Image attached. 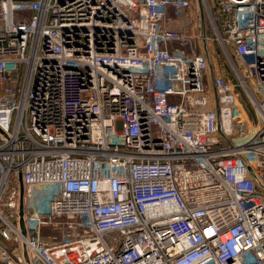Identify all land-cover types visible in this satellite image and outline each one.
<instances>
[{"label":"built area","instance_id":"built-area-1","mask_svg":"<svg viewBox=\"0 0 264 264\" xmlns=\"http://www.w3.org/2000/svg\"><path fill=\"white\" fill-rule=\"evenodd\" d=\"M216 1L0 0V264H264V0Z\"/></svg>","mask_w":264,"mask_h":264},{"label":"rangeland","instance_id":"rangeland-1","mask_svg":"<svg viewBox=\"0 0 264 264\" xmlns=\"http://www.w3.org/2000/svg\"><path fill=\"white\" fill-rule=\"evenodd\" d=\"M210 3L213 7H216L217 6V1L216 0H210ZM217 12V11H215ZM206 21L208 19H205ZM209 21V20H208ZM207 21V24L209 25V29H207V35L208 36H212L213 35V29H212V26H211V23ZM202 29H201V20L200 18L198 17L197 19V23H196V29H195V35H198L201 33ZM212 35H211V34ZM209 47H207L206 49V46L204 48L203 44L200 43V51L206 53L208 55L211 56L212 54V57L213 58H210L209 56V59H210V62L212 65H218L220 67H222L227 73H229V76H230V79L233 80L234 77V73H232L231 71V67L230 65H228L227 63V60L222 56V54H220V51H219V48H218V45H213V43H210V45H208ZM240 108L242 109V113L245 117L247 118H252L253 117V114L255 115V117H257V112L255 110V108L252 106V104L244 98L241 99L239 101V104ZM253 117V118H255Z\"/></svg>","mask_w":264,"mask_h":264},{"label":"water","instance_id":"water-1","mask_svg":"<svg viewBox=\"0 0 264 264\" xmlns=\"http://www.w3.org/2000/svg\"><path fill=\"white\" fill-rule=\"evenodd\" d=\"M199 10H200V15H201V27H202V32H205V24H206V20H205V14H204V8L201 4V2H199ZM250 170V174L251 176L255 179V181L257 182V184L264 189V184L263 182L258 178V176L251 170ZM23 186L21 184V196H20V218H21V224L23 223Z\"/></svg>","mask_w":264,"mask_h":264},{"label":"trees","instance_id":"trees-1","mask_svg":"<svg viewBox=\"0 0 264 264\" xmlns=\"http://www.w3.org/2000/svg\"><path fill=\"white\" fill-rule=\"evenodd\" d=\"M208 21V20H207ZM207 21H206V24H205V30L207 32V29H209V25L207 24ZM209 22V21H208ZM211 34V33H210ZM245 97H243L242 99L244 100ZM246 99V98H245ZM253 117H255V115L253 114Z\"/></svg>","mask_w":264,"mask_h":264}]
</instances>
